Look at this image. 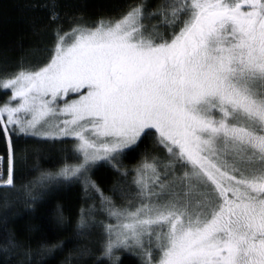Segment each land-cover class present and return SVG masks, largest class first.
<instances>
[{
	"label": "snow or ice",
	"instance_id": "snow-or-ice-1",
	"mask_svg": "<svg viewBox=\"0 0 264 264\" xmlns=\"http://www.w3.org/2000/svg\"><path fill=\"white\" fill-rule=\"evenodd\" d=\"M25 7L43 10L41 38L0 67V196L32 209L79 184L91 203L65 239L0 217V264H264V0H130L96 18ZM53 152L59 167L42 169ZM103 166L113 195L93 179ZM56 221L67 230L59 206Z\"/></svg>",
	"mask_w": 264,
	"mask_h": 264
},
{
	"label": "trees",
	"instance_id": "trees-1",
	"mask_svg": "<svg viewBox=\"0 0 264 264\" xmlns=\"http://www.w3.org/2000/svg\"><path fill=\"white\" fill-rule=\"evenodd\" d=\"M40 2V0H0V67L7 66L14 69L21 53L38 45L39 35L33 34L32 21L35 20L37 28L42 23L41 17L43 10H31L25 7L26 4ZM63 3H76L85 6V12L88 16L96 18L98 16H116L120 13L116 10L119 6L124 5L130 0H60ZM151 5L149 9L154 10L165 0H147ZM156 21H152L155 23ZM10 91L0 90V104L10 96ZM141 145L137 152L129 154L124 160V166L130 171L136 167L143 159V153L146 145ZM47 147V146H45ZM152 152L149 150V160ZM0 156H6V144L0 140ZM57 154L52 153L51 158H46L42 153L39 164L42 169L55 170L59 165L53 161ZM6 168V163H5ZM38 173H32L27 179H32ZM115 173L108 166H103L94 172L93 179L104 190L105 195H113L111 189L114 183ZM131 179V177H129ZM3 190H0L2 194ZM114 200L117 204L123 203L119 195H115ZM83 197V190L79 184H69L54 188L43 199L39 200L32 209L24 208L22 205L9 203L5 206V201L0 196V217L5 214L8 216V229L16 230L21 236L27 235V229H32V235L39 238L41 235H47L50 238L58 236L60 239L67 238L79 216L81 207H87ZM99 200L97 198V207ZM63 211L66 221L67 230L64 227L57 226V210ZM4 225L0 224V243L3 240ZM121 255L122 264H138L137 258L128 253H117ZM62 257H56L54 264H59Z\"/></svg>",
	"mask_w": 264,
	"mask_h": 264
},
{
	"label": "rangeland",
	"instance_id": "rangeland-1",
	"mask_svg": "<svg viewBox=\"0 0 264 264\" xmlns=\"http://www.w3.org/2000/svg\"><path fill=\"white\" fill-rule=\"evenodd\" d=\"M125 202H123V203H120V204H124ZM120 204H118V205H120ZM98 207H99V205H98ZM98 215H100L101 216V218H103V214H99L98 213ZM113 223H115V221H112Z\"/></svg>",
	"mask_w": 264,
	"mask_h": 264
}]
</instances>
